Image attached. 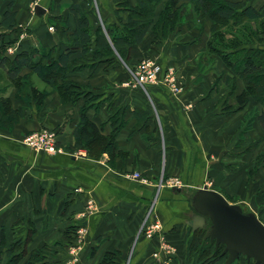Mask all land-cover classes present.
<instances>
[{
  "label": "crops",
  "instance_id": "0c3cea01",
  "mask_svg": "<svg viewBox=\"0 0 264 264\" xmlns=\"http://www.w3.org/2000/svg\"><path fill=\"white\" fill-rule=\"evenodd\" d=\"M9 1L0 0V14ZM243 1L255 8L264 6V0ZM74 3L89 10L102 29L104 23H119L114 0H18L16 21L25 31L18 42L44 48L58 43L52 26L55 17L66 16ZM37 4L44 8L41 15L34 12ZM208 32V19L194 18L188 6L179 31L164 41L158 53L145 41L129 50L130 61L151 55L168 66L159 82L147 88L135 82L117 53L112 66L100 60L91 73L84 68L70 75L99 95L86 114L103 134L110 133L115 119L117 151L112 157L102 153L93 159L75 146L73 129L83 100L62 102L55 91L38 111L32 107L15 126L0 127V264H7L9 244L26 236L28 251L48 246L56 252L44 264H97L106 251L120 252L115 264H164L161 237L174 244L177 259L185 254L187 232H193L188 225L193 220L188 197L196 188L207 186L230 203L234 202L220 189L226 181L239 190L249 185L252 191L247 172L255 168L264 175V159L254 163L249 133L241 145L236 144L239 114L221 112L223 103L233 104L234 99L224 80L227 69L218 59L209 65L203 57ZM258 46L264 48V40ZM168 68L181 88L178 94L164 79ZM14 91L12 103L17 106ZM44 125L56 130L61 152L49 154L21 142ZM253 133L261 135L258 125ZM260 143L264 146V139ZM134 171L147 182L131 178ZM168 177L180 179L178 191L165 185ZM258 218L264 224V214ZM155 224L158 230L153 228L148 236V228ZM80 226L84 231L77 233ZM152 252L158 253L156 258Z\"/></svg>",
  "mask_w": 264,
  "mask_h": 264
},
{
  "label": "trees",
  "instance_id": "16d2710c",
  "mask_svg": "<svg viewBox=\"0 0 264 264\" xmlns=\"http://www.w3.org/2000/svg\"><path fill=\"white\" fill-rule=\"evenodd\" d=\"M114 1L113 13L119 23H104L103 29L93 20L89 10L81 9L77 3L70 4L67 15L56 16V23L52 25L60 41L46 48L18 42L25 32L16 21L18 0L6 3L0 14L1 128L18 124L32 107L38 111L44 99L55 91L62 102L73 104L78 99L83 100L79 107V122L73 129L75 146L83 147L93 159H98L102 153L112 157L117 151L115 137L118 126H115V119L112 118L110 133L103 134L102 127L86 114L87 107L92 105L90 102L94 105L99 95L87 90L86 85L73 80L70 75L84 68L91 73L100 60L112 66L118 60L116 53L134 72L142 60L154 57L145 55L130 61L127 57L129 50L145 41L151 51L158 53L164 41L179 31L190 6L194 18L209 21L208 38L202 48L204 59L209 65L213 59H218L228 71L224 80L234 103L224 102L221 112L230 115L242 111L239 114V135L251 132L258 125L261 130L259 140L264 139V48L258 46L264 40V6L255 8L243 0ZM11 46L14 49L10 53L8 48ZM155 61L160 65L161 72L168 67L163 66L158 58ZM202 66L205 67L204 64ZM34 75L51 90L38 88L32 81ZM152 85L155 84L145 86ZM13 91V96L19 102L17 106L12 103ZM145 117L142 114V118ZM43 127L56 133L54 128ZM189 234L186 254L195 257L192 264H219L222 259L225 264L223 245L215 248L214 241L205 238V231L201 229ZM28 241L29 237L26 236L9 244L6 250L7 264H44L56 253L48 246L28 251ZM207 243L213 245V250L205 246ZM94 251L91 249L90 254H94ZM118 255L119 251H106L97 264H115Z\"/></svg>",
  "mask_w": 264,
  "mask_h": 264
},
{
  "label": "water",
  "instance_id": "95a60500",
  "mask_svg": "<svg viewBox=\"0 0 264 264\" xmlns=\"http://www.w3.org/2000/svg\"><path fill=\"white\" fill-rule=\"evenodd\" d=\"M37 15L44 8L34 7ZM173 190L178 188L173 187ZM189 210L193 220L188 222L192 231H205L204 237L214 241L215 248L223 245L225 264H231L240 256L253 264H264V224L252 211H244L237 203H230L218 191L202 186L189 195Z\"/></svg>",
  "mask_w": 264,
  "mask_h": 264
},
{
  "label": "rangeland",
  "instance_id": "374dc122",
  "mask_svg": "<svg viewBox=\"0 0 264 264\" xmlns=\"http://www.w3.org/2000/svg\"><path fill=\"white\" fill-rule=\"evenodd\" d=\"M8 49H14V47H9ZM32 81L33 83L39 87V88H44V89H47V90H51V88L47 85H45V83L43 81H41L38 77H32ZM251 103H249V106H250ZM247 109V107H246ZM245 111V110H244ZM242 111H240V113L238 114H241ZM253 131V130H252ZM252 131L251 132H248L250 134V137H251V144H252V147H253V152H252V157H253V160H254V163L257 164V160L259 159H264V146H263V143L261 144L260 142L262 140H259L260 139V135H255L254 133L252 134ZM239 132H240V127L237 131L238 133V136H237V145H241L243 142V139H244V135L240 136L239 135ZM246 133L247 136H249V134ZM258 136V137H257ZM248 137V138H250ZM261 146L263 148H261ZM262 149V150H261ZM253 168L252 172L250 173L247 172L248 176H250L251 178V188H252V191L249 192V185H247V189L245 190V188H241L240 190L238 188H235V186H231L229 185L230 182H228V184H226V182L224 183V188L223 187H220V189L222 190V192L226 195V197L232 201V202H236V201H244V200H247V202H242V203H237L241 206V208L244 210V211H252L254 213H256V215L258 216H261L262 214H264V175H262L260 172L258 173V171ZM226 180V179H225ZM249 184V183H247ZM228 185L230 187H228ZM211 186V185H210ZM233 188V189H232ZM235 188V189H234ZM247 192V194H246ZM250 201V202H249ZM151 219H154V221H159V220H156L158 219L157 216H152ZM148 224H151V223H148ZM158 230V229H157ZM161 230V228H159V231ZM190 231L188 230L187 232V238L188 236L190 235L189 234ZM162 242H165V240H162ZM166 243V242H165ZM167 244V243H166ZM168 246L170 248H168ZM206 247L210 248V250H213V245L211 246V244L209 245L208 243L205 245ZM167 253L164 255V259L166 260L165 263L163 261L164 264H192V261L195 259V257H188L187 254H186V247H185V251L183 253V256H181L180 259H177V256H176V251H175V246L174 244H170L168 243L167 244ZM153 254V257L155 256V252H152ZM158 255V253H156ZM156 258V257H154ZM176 260V261H175ZM177 262V263H176ZM125 264H128V262H126ZM219 264H224V260L222 259ZM234 264H253V261L250 260L249 262H247V260L245 259L244 256H240L239 259L235 260Z\"/></svg>",
  "mask_w": 264,
  "mask_h": 264
},
{
  "label": "built area",
  "instance_id": "2783aa9c",
  "mask_svg": "<svg viewBox=\"0 0 264 264\" xmlns=\"http://www.w3.org/2000/svg\"><path fill=\"white\" fill-rule=\"evenodd\" d=\"M51 29V27H49ZM9 52L12 51V49H8ZM161 72L160 65L151 58H147L142 60L138 65L134 72H132L134 80L139 85H144L148 83L156 84L159 82V74ZM167 75L165 74L164 79L166 80L167 84L170 86V90L178 94L181 90L180 86L176 84L174 81V77L171 75V69L168 68ZM21 142L28 146L29 148H32L34 150L43 151L49 154H54L57 152H61L62 149L57 146L56 144V133L55 131L48 129L46 127H42L40 129L34 130L29 134H26ZM133 179H137L141 182H147V179L143 177L139 172L134 171L129 175ZM163 183L162 180H160L159 185ZM165 185L170 187H179L181 186V181L178 177H168L164 181ZM93 204L91 202L88 204L89 208H92ZM152 210V208H150ZM157 224L153 225L152 227L148 228L147 235L151 236L152 231L154 229H157ZM154 228V229H153ZM84 231V227L80 226L77 228V233H82ZM161 240H163V237H161ZM162 247L165 248V252L167 253V249L170 248L165 242L161 243ZM73 259L75 260L76 252L73 251ZM157 256V254H154Z\"/></svg>",
  "mask_w": 264,
  "mask_h": 264
}]
</instances>
